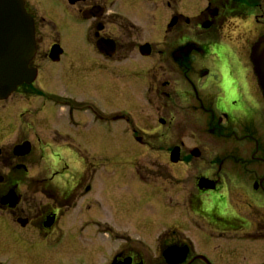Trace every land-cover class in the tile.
<instances>
[{"label":"flooded vegetation","instance_id":"flooded-vegetation-1","mask_svg":"<svg viewBox=\"0 0 264 264\" xmlns=\"http://www.w3.org/2000/svg\"><path fill=\"white\" fill-rule=\"evenodd\" d=\"M188 1L64 0L61 26L79 48L64 59L58 25L49 19L57 39L43 51V26L25 0L36 79L13 95L49 107L61 145L89 143V119L91 128L121 127L142 149L123 176L83 161L70 176L54 168L39 180L37 204L22 191L27 157L0 147V233L33 251L29 264H243L264 243V97L251 57L264 37V0ZM80 72L79 87L89 81L93 94L38 86ZM103 92L126 97L130 112L107 109ZM10 192L13 206L1 200ZM156 219L163 224L150 230Z\"/></svg>","mask_w":264,"mask_h":264},{"label":"rangeland","instance_id":"rangeland-1","mask_svg":"<svg viewBox=\"0 0 264 264\" xmlns=\"http://www.w3.org/2000/svg\"><path fill=\"white\" fill-rule=\"evenodd\" d=\"M30 6H33L36 10V19L38 25L43 26L44 37L41 44V49L45 48L53 39H57L56 29H54V23L58 25V31L60 32L61 44L65 48L64 59L68 58L71 54H77L78 38L74 33L68 32L63 28L61 23H67L66 19L62 17L64 9V0H27ZM194 0H189V6L193 5ZM52 20L53 22L49 21ZM40 39V38H39ZM76 56V55H75ZM36 58V54L34 56ZM33 57V59H35ZM77 57V56H76ZM78 64H81L79 60L74 59ZM210 63V61H209ZM85 72L78 74H70L69 79L63 80L61 78H54L51 76L46 77L44 80L38 81V86L45 91H56L58 94H81L85 91L94 93V91L88 90L87 83L89 81H82L85 84L79 87V82L82 80V76ZM211 75L215 77V73L211 72ZM36 81V82H37ZM78 81V86L76 85ZM105 99L103 100L105 107L124 108L129 111L130 103L124 96L118 97L115 94L103 92ZM49 107H44L43 102L35 99L34 97L28 98L25 95L14 94L11 98L0 101V147L4 153L13 155L14 147L22 140H29L33 144L32 149L27 155L29 161V179L26 182V186L22 188L23 194L27 196H35L34 203L40 204L42 196L36 194V189L40 187L39 180L42 177H48L51 171L54 172V168L67 171L66 175L75 174L76 163L83 161L87 163L89 168L98 169L105 174H112L116 176H123L124 174H130L132 167L130 166L131 160L141 155V147L135 142H129V136L121 127H115L111 131H107L103 126L91 128L92 122L88 119L87 131L91 141L89 143L78 142L77 145H61L57 140L53 139V134L56 135L60 128L54 120H52L49 114ZM56 128V129H55ZM89 128L90 134H89ZM58 131L56 134L55 132ZM105 134H101L100 132ZM47 145L49 149H46ZM81 143V144H80ZM69 149L70 154L62 149ZM13 150L12 152H9ZM144 154L156 153L152 147L144 148ZM15 154V152H14ZM147 154V155H149ZM16 158L25 157L15 154ZM44 155L46 157L44 158ZM14 156V155H13ZM52 162V163H51ZM2 172V171H0ZM3 171L2 173H4ZM25 204V202L23 203ZM25 208L27 204L23 205ZM34 208V206H33ZM5 214V213H4ZM3 214V215H4ZM150 219V217H148ZM5 220L0 218L1 226ZM160 219L147 221L146 224L150 230H153L158 225H162ZM135 228L138 234L146 233L143 227ZM150 234V233H148ZM147 234V235H148ZM145 235V236H147ZM27 233H26V235ZM21 243L17 238H8L0 233V263L2 264H29L30 258L35 260L33 251L28 247H23L18 243ZM25 251L26 253H23ZM28 254L30 257H28ZM264 259V243L258 244L256 253L249 262L243 261V264H250L251 262H259Z\"/></svg>","mask_w":264,"mask_h":264},{"label":"water","instance_id":"water-1","mask_svg":"<svg viewBox=\"0 0 264 264\" xmlns=\"http://www.w3.org/2000/svg\"><path fill=\"white\" fill-rule=\"evenodd\" d=\"M35 50L34 23L25 10L24 0H0V99L7 98L18 84L33 80L28 64ZM251 57L264 94V37L253 46ZM30 149V143L26 142L17 145L14 152L22 155ZM173 154H177V148ZM6 198L15 204L11 194Z\"/></svg>","mask_w":264,"mask_h":264}]
</instances>
